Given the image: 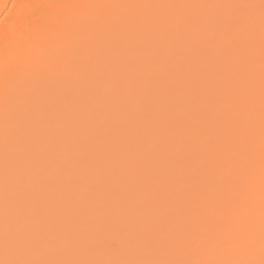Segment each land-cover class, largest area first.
<instances>
[{
  "label": "bare ground",
  "instance_id": "1",
  "mask_svg": "<svg viewBox=\"0 0 264 264\" xmlns=\"http://www.w3.org/2000/svg\"><path fill=\"white\" fill-rule=\"evenodd\" d=\"M235 3L255 7H214ZM259 4L0 0V261L259 259ZM124 18L187 24L116 36ZM51 97L67 102L37 118ZM192 174L225 183L185 221Z\"/></svg>",
  "mask_w": 264,
  "mask_h": 264
},
{
  "label": "snow or ice",
  "instance_id": "2",
  "mask_svg": "<svg viewBox=\"0 0 264 264\" xmlns=\"http://www.w3.org/2000/svg\"><path fill=\"white\" fill-rule=\"evenodd\" d=\"M99 7H137L136 5H97ZM214 7L247 9L253 8L255 5L235 3L214 5ZM261 14V31H262V49H264V0H260L259 4ZM112 32L119 36L123 33L141 32L146 25L151 23H165L178 26H186L187 22L177 21H141L136 18H124L113 21H106ZM211 23L220 26L222 29H231L237 27L241 23L239 17H226ZM264 63V57H262ZM67 101H58L55 97L37 100L34 102L33 111L37 118L46 115L48 109L55 107L58 103ZM262 102H264V94H262ZM262 145H264V123H262ZM186 184L188 186L187 197L189 203L185 209L182 210V216L185 221H192L197 218H202L204 213L212 205L203 201L204 194L209 187H219L225 183V179L221 176L210 174L208 176H200L192 174L187 176ZM177 226L180 228L191 229L192 225L189 222H181L177 220ZM32 241L28 238H21L16 247L20 250H26L32 246ZM0 264H264V148H262V165H261V209H260V254L259 259H247L242 261H205V260H172V259H152V260H138V261H70V260H48V259H5L0 261Z\"/></svg>",
  "mask_w": 264,
  "mask_h": 264
}]
</instances>
